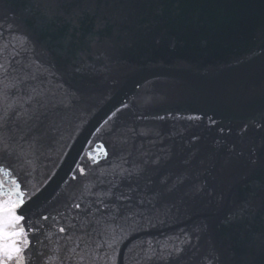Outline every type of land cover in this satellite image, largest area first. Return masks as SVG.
Returning a JSON list of instances; mask_svg holds the SVG:
<instances>
[{
  "label": "water",
  "instance_id": "obj_1",
  "mask_svg": "<svg viewBox=\"0 0 264 264\" xmlns=\"http://www.w3.org/2000/svg\"><path fill=\"white\" fill-rule=\"evenodd\" d=\"M89 7L82 31L99 26L101 40L89 49L81 37L75 47L111 57L92 78L62 75L69 61L51 55V44L70 36L64 17L50 19L35 0H0V64L11 63V41L19 60L26 55L46 77L45 104L52 93L60 100L83 92L71 109L41 108L38 119L22 123L27 134L43 121L39 150L25 145L22 162L0 163L20 184L30 240V226H39L40 242L30 245L35 254L25 250V264H65L59 227L71 225L78 235L112 216L123 228L109 240L115 251L106 249V264H140L149 243L188 249L168 264H200L209 242L228 264H264V0H94ZM37 18L35 51L9 36L18 24L35 29ZM7 83H17L15 74ZM77 165L87 166L86 176ZM204 187L215 190L211 204ZM242 205L250 214L225 225Z\"/></svg>",
  "mask_w": 264,
  "mask_h": 264
},
{
  "label": "snow or ice",
  "instance_id": "obj_2",
  "mask_svg": "<svg viewBox=\"0 0 264 264\" xmlns=\"http://www.w3.org/2000/svg\"><path fill=\"white\" fill-rule=\"evenodd\" d=\"M35 3L38 7L40 5L44 6L45 12L50 19L53 17H64L70 25L69 38L65 42L51 44V55L53 57H63L69 61L62 75H68L69 71L73 75L80 77L92 78L101 75L107 69L106 61L110 60L111 57L98 50L90 51L88 55H85L82 50L75 47L80 44L81 37H83V41L89 49H94L101 40L99 26L92 31H82L84 17L92 11L89 5L94 3V0H35ZM66 10H70V14H67ZM39 27L40 20L37 18L35 29L29 30L26 25L18 24L15 27L8 28L7 31L9 36L20 35L24 40L22 47L30 43L33 46V51H35V47L40 44L39 37L35 34ZM3 38L4 26L0 25V39ZM9 47L15 53L11 58V63L8 67L0 64V163H3L4 159L7 158V162L11 165L23 161L22 153L25 151V145H27L29 150L38 151L45 135V133L40 131L44 127L43 121L35 125V127L29 128L27 134L23 133L22 123L28 124L32 120L38 119L35 113L40 112L41 108L50 106L53 111L71 109L83 99V92L80 89H76L71 95H65L60 100H57L55 93H52V99L45 104L41 96V89L44 87L46 77L39 69L36 72L32 71L33 65L26 63V55L23 60H19L20 49H17L11 41H9ZM7 50V47H5L4 51L7 52ZM34 59L40 64L44 63L39 57ZM14 74L17 83H7ZM37 84L40 87H37ZM33 105L36 106L35 112L33 111ZM45 119H47L46 115ZM5 132L8 133V147H3L5 140L3 133ZM12 145H16L19 151L12 149L9 152V148ZM104 155L107 157L106 152ZM95 162L99 164L98 160ZM251 162L254 163L255 161ZM125 163L131 164L136 168L139 167V165L128 160H125ZM145 163L148 162L146 161ZM151 163L158 165L159 159L153 160ZM86 167V165H77L79 176L87 175ZM0 174L7 177L6 179H0V264H25V250L30 249L33 240L36 243L40 242L39 237L35 235V232L39 231V226H30L34 230L32 233L33 240H30L29 231L25 229L26 213H24V208L21 207L22 205L24 207L27 206L21 194L20 184L13 179L11 171H6V169L0 167ZM122 174H125L126 177L133 175L132 172L126 169L122 170ZM73 178L75 179L76 177L74 176ZM103 191L106 192V189ZM202 195L211 204L215 199V190H209L208 187H204ZM126 199L130 200V197ZM101 202L104 203L103 201ZM144 203L141 200L138 206L143 207ZM72 206L77 210L81 209L80 203H75ZM18 210L23 214H17ZM128 211H131V208ZM250 211V206L242 205L239 209V215L237 213H229L224 217L223 223L225 225L236 223L242 220L245 215L250 214ZM106 212L107 204H105ZM87 214L88 212L86 211L85 215ZM43 219L45 222L50 219L55 220L51 216H45ZM122 228L123 225L117 223L116 216L111 217L110 223L106 221L101 224L99 220L90 223L87 228L81 229L78 235L74 234V228L71 225L59 227V233L65 234L61 237L67 254L63 258L65 264H84L86 260L88 264H106L108 257L106 249L110 248L113 252L115 251L114 244L109 243V240ZM196 238L199 240L198 236ZM116 242L118 243L119 241ZM186 244H191V238L186 241ZM260 248L264 250V239L260 242ZM30 251L35 254L34 248L30 249ZM187 251V248L172 246L169 249L164 244L149 243L142 249L143 259L140 264H159L161 261L163 264H168V261L179 259ZM43 255L46 256L47 253ZM37 259L42 260L43 256H38ZM28 264H31L30 260ZM200 264H228V262L222 258L221 248L215 243L209 242L208 248L202 254Z\"/></svg>",
  "mask_w": 264,
  "mask_h": 264
}]
</instances>
